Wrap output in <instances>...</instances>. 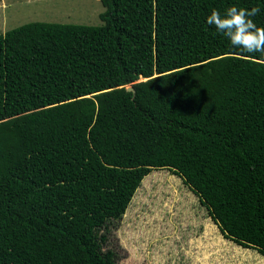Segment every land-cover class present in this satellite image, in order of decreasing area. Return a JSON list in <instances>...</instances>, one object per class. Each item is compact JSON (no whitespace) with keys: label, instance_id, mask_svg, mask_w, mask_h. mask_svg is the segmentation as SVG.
I'll return each instance as SVG.
<instances>
[{"label":"trees","instance_id":"trees-1","mask_svg":"<svg viewBox=\"0 0 264 264\" xmlns=\"http://www.w3.org/2000/svg\"><path fill=\"white\" fill-rule=\"evenodd\" d=\"M100 2L0 34V264H117L109 224L159 168L264 256V55L206 22L264 27V0Z\"/></svg>","mask_w":264,"mask_h":264},{"label":"rangeland","instance_id":"rangeland-1","mask_svg":"<svg viewBox=\"0 0 264 264\" xmlns=\"http://www.w3.org/2000/svg\"><path fill=\"white\" fill-rule=\"evenodd\" d=\"M103 10L100 0H0V34L31 21L97 25ZM108 228L103 250L112 249L117 264H188L193 257L264 264L257 249L225 238L197 194L168 169L147 174Z\"/></svg>","mask_w":264,"mask_h":264},{"label":"clouds","instance_id":"clouds-1","mask_svg":"<svg viewBox=\"0 0 264 264\" xmlns=\"http://www.w3.org/2000/svg\"><path fill=\"white\" fill-rule=\"evenodd\" d=\"M259 12V8L248 10L231 6L222 15L213 9L206 22L227 37L233 47L243 49L245 53L264 55V27H257L252 19Z\"/></svg>","mask_w":264,"mask_h":264},{"label":"crops","instance_id":"crops-1","mask_svg":"<svg viewBox=\"0 0 264 264\" xmlns=\"http://www.w3.org/2000/svg\"><path fill=\"white\" fill-rule=\"evenodd\" d=\"M223 261L220 262L219 264H247L246 261L247 259L245 257H220ZM173 264V261H170ZM169 262V264H170ZM255 264H258V262H256L254 260ZM184 264H186V262L184 261ZM188 264H216L215 262L213 263V261L211 260L210 257H193L191 259V261Z\"/></svg>","mask_w":264,"mask_h":264},{"label":"water","instance_id":"water-1","mask_svg":"<svg viewBox=\"0 0 264 264\" xmlns=\"http://www.w3.org/2000/svg\"><path fill=\"white\" fill-rule=\"evenodd\" d=\"M129 89V88H128ZM130 89H132L131 87H130Z\"/></svg>","mask_w":264,"mask_h":264}]
</instances>
